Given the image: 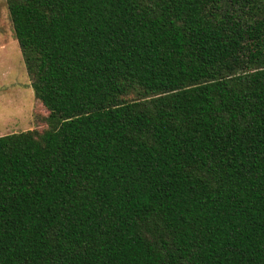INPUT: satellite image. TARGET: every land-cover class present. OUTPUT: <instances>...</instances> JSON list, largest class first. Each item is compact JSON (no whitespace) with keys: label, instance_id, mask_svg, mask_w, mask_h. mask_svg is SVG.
I'll use <instances>...</instances> for the list:
<instances>
[{"label":"trees","instance_id":"16d2710c","mask_svg":"<svg viewBox=\"0 0 264 264\" xmlns=\"http://www.w3.org/2000/svg\"><path fill=\"white\" fill-rule=\"evenodd\" d=\"M5 1L0 264H264V0Z\"/></svg>","mask_w":264,"mask_h":264},{"label":"rangeland","instance_id":"374dc122","mask_svg":"<svg viewBox=\"0 0 264 264\" xmlns=\"http://www.w3.org/2000/svg\"><path fill=\"white\" fill-rule=\"evenodd\" d=\"M48 115L35 100L5 0H0V137L41 131Z\"/></svg>","mask_w":264,"mask_h":264}]
</instances>
